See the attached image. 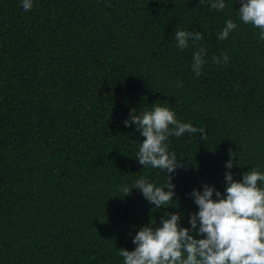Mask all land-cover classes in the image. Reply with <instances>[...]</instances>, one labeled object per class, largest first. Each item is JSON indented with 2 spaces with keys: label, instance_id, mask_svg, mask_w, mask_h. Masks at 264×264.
<instances>
[{
  "label": "trees",
  "instance_id": "1",
  "mask_svg": "<svg viewBox=\"0 0 264 264\" xmlns=\"http://www.w3.org/2000/svg\"><path fill=\"white\" fill-rule=\"evenodd\" d=\"M214 2L32 0L26 12L0 0V264H123L119 249L133 251L165 212L191 228L194 189L225 196L226 172L264 174V40L239 19V0L222 11ZM227 20L237 28L220 40ZM176 30L203 38L180 49ZM222 54L227 62H212ZM155 106L207 133L168 137L182 166L170 174L175 206L159 209L137 188L121 191L170 181L138 163L145 137L123 124Z\"/></svg>",
  "mask_w": 264,
  "mask_h": 264
},
{
  "label": "clouds",
  "instance_id": "2",
  "mask_svg": "<svg viewBox=\"0 0 264 264\" xmlns=\"http://www.w3.org/2000/svg\"><path fill=\"white\" fill-rule=\"evenodd\" d=\"M239 2V19L259 29L260 39L264 40V0ZM22 7L26 12L31 10L32 0H22ZM211 8L222 11L224 0H215ZM236 28V23L227 20L223 30L217 33L218 39H227ZM202 38L199 31L176 30L174 35L180 49L188 48L190 40L195 48ZM206 54L203 47L193 54L192 71L197 76L206 63ZM227 61V54H222L221 57L214 56L212 62L221 64ZM179 86L183 87L182 83ZM137 113L132 110L130 118L123 121L126 127L135 124L136 130L145 137L135 159L144 167L166 170L170 181L164 187H156L141 178L131 187L123 186L121 191L126 196L132 188L139 189L156 209L175 206V186L170 174L182 165L175 154L169 153L165 142L169 136L181 137L185 133L197 132L206 140L207 133L191 123L179 122L167 107L155 106L151 111ZM225 167H234L231 159ZM258 181L264 182V174L257 170L244 173L242 181H234L232 172L228 171L225 173V196L207 184L202 192L194 189L190 195L199 210L190 216L191 228L180 227V213L165 212L161 226L154 228L150 223L135 234L133 251L119 249L123 264H264V188L258 187ZM192 231L203 238H195L190 234Z\"/></svg>",
  "mask_w": 264,
  "mask_h": 264
}]
</instances>
